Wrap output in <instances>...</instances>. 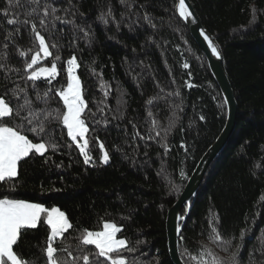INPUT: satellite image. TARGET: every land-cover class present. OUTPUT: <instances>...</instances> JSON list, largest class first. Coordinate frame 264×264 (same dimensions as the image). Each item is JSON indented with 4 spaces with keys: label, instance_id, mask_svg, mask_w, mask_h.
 I'll list each match as a JSON object with an SVG mask.
<instances>
[{
    "label": "trees",
    "instance_id": "obj_1",
    "mask_svg": "<svg viewBox=\"0 0 264 264\" xmlns=\"http://www.w3.org/2000/svg\"><path fill=\"white\" fill-rule=\"evenodd\" d=\"M190 1L220 49L238 115L233 135L192 203L182 227L179 254L184 264H195L190 257L203 247L226 264L228 252L223 245L207 238L215 222L225 237H238L251 229L241 253V264H247L250 253L261 259L253 249L264 232V0ZM66 2L56 6L64 7ZM76 2L84 13L82 21L91 25L94 36L90 43L81 39L75 46L59 39L62 47H50L53 55L35 66L50 67L59 55L57 77L51 85L44 80L36 83L41 92L66 87L67 60L77 58V76L87 102L83 118L89 128L88 151L95 164H84L62 123H53L50 130L58 149L53 152L49 146L43 156L32 154L22 161L15 191H0V199L21 198L46 210L63 211L72 228L58 239L57 246L62 239L69 250H75L83 230L101 231L104 223L112 222L122 228L119 238L143 241L134 256L124 254L129 259L138 258L141 264H173L167 247V214L226 125L223 96L206 57L176 14V0H137L133 11L144 5L156 27L141 19L134 31L126 24L117 30L115 24L105 26L97 20L101 6L109 2L119 19L126 11L119 0ZM6 3L0 0V10ZM7 18H12L11 13L4 17L0 11V22ZM77 20L81 22V18ZM42 34L49 45L56 42ZM4 35L0 29V40ZM15 39L21 49H32L30 55L38 50L29 28L21 29ZM10 52V63L21 71L0 82V97L14 106L16 101L7 90L14 87L13 81L25 86L21 79L25 58L17 54L15 46ZM30 85L28 82L34 98ZM177 92L179 95H168ZM49 107L64 110L57 95ZM0 122L13 127L20 123L16 118ZM164 126L169 127L166 139H162L163 131L156 135ZM21 131L34 143L40 142L27 127ZM103 151L110 156L106 165L101 162ZM46 219L47 212L19 242L18 251L25 258H36L37 264H44L42 249L50 235ZM87 248L96 251L94 246Z\"/></svg>",
    "mask_w": 264,
    "mask_h": 264
},
{
    "label": "snow or ice",
    "instance_id": "obj_2",
    "mask_svg": "<svg viewBox=\"0 0 264 264\" xmlns=\"http://www.w3.org/2000/svg\"><path fill=\"white\" fill-rule=\"evenodd\" d=\"M63 2L64 0H7L5 8L0 10L4 17H8L10 13L12 16V18H7L6 22H0V29L5 33L3 39L0 40V82L9 81L10 73L19 74L21 71L10 63V49L13 46H15L17 54L25 58L23 61L25 76L21 77L25 81V86L13 81L14 87L7 90L12 93V98L16 104L12 106L4 97H0V121H4L5 118H16L20 122L17 127L0 122V191L5 189L15 191L21 162L29 158L30 155L43 156L49 151V146L53 152L58 149L59 144L50 130V125L53 123H62L67 130V136L73 142H77L78 138L82 140L83 143H77V147L83 155L84 164L92 166L95 164L88 151L89 141L86 134L89 132V128L83 118L87 102L84 98L81 79L76 75V70L80 67L77 58L73 56L67 60L66 87H61L55 92L52 88H46L41 92L36 83L43 79L51 85L52 80L58 75L56 62L61 59L59 55H55L50 67L36 68L35 66L40 63L41 54H43L44 59L53 55L50 47L57 50L62 47L58 42L59 39H67L70 46H75L81 39L90 43L94 36L91 25L82 21L84 13L79 11V4L76 0H67L64 7L56 6ZM119 3L126 9L120 14L119 19H116L114 8L109 2L107 5L101 6L97 20L105 26L113 23L117 30L121 24H126L130 30L134 31L141 19L150 27H156L153 22L154 17L147 12L144 5L140 6L143 15L140 14V10L133 11V6L137 0H119ZM179 7L180 16L188 20L192 13L185 7L184 0H180ZM77 17L81 18V22H78ZM132 17L135 19H131ZM254 19L255 14H253ZM6 25L12 27L9 28ZM37 26L40 30H37ZM23 28H29L35 41H38V50L35 51V54L30 55L32 49H21L16 43L15 37ZM42 32L48 34V39L55 38L56 42L51 45L46 43V37ZM68 33L70 35H67ZM200 34L205 40H209L203 31ZM209 47L213 55L219 59L220 53L210 40ZM184 67H188V65L185 64ZM28 82H31L30 87L35 92L34 98L32 92L29 91ZM53 95L59 96L62 100L64 110L50 109L49 105ZM168 95H179V93H169ZM148 103L151 104V100ZM151 115L152 113L149 112V116ZM24 127L34 133L40 142L34 143L29 139L21 131ZM133 127L135 128V125ZM161 131L164 134L162 139H166L169 127L164 126L161 130H157L156 135L160 136ZM181 146L183 147V145ZM101 148L103 149V145ZM109 159L108 151H104L101 162L108 164ZM46 211V224L50 229V235L47 237L46 247L42 249L45 256L44 264H78L81 260L83 264H105V262L107 264H141L138 258L129 259L124 254L134 256L138 251L137 245L143 241L138 240L134 243L127 237L118 238V233L122 232V228L112 222L104 223L101 231L83 230L75 250H69L62 239L59 240V246H57L58 238H63L64 234L72 228L69 218L58 208L46 210L39 203L29 202L21 198L0 199V264H37L36 258H25L18 251L19 242L26 234V230L35 229L38 226L41 214ZM250 231L251 229L246 228L238 237H225L220 232L218 225L213 222L207 238L214 243L223 245L228 252L226 264H241L245 238ZM177 233L179 236V225H177ZM180 239L182 240L183 237L180 236ZM258 240L259 246L254 248L253 252L258 251L261 259L257 260L250 253L247 264H264V232L261 233ZM87 246H94L96 251L92 252ZM92 257H96V259H92ZM99 258H103V260L101 261ZM190 259L195 261V264H225L215 253L203 247L197 256H191ZM157 264H159L158 261Z\"/></svg>",
    "mask_w": 264,
    "mask_h": 264
},
{
    "label": "water",
    "instance_id": "obj_3",
    "mask_svg": "<svg viewBox=\"0 0 264 264\" xmlns=\"http://www.w3.org/2000/svg\"><path fill=\"white\" fill-rule=\"evenodd\" d=\"M185 7L192 13V16L188 20H185L180 16V0H176V14L180 20L187 27L191 37L196 42L200 50L206 57L209 69L212 76L217 83L221 94L223 96L226 108H227V119L226 125L224 126L219 137L213 143V145L204 154L201 160L198 162L195 170L188 179L182 193L180 194L176 203L168 211L166 219V234H167V247L170 255V259L173 264H184L180 258L179 254V239L182 232V227L190 213L192 208V203L195 200L197 193L206 177L211 165L214 161L221 155L224 151L226 145L228 144L231 136L233 135L236 128V121L238 115V104L232 89L231 83L228 79L226 71L223 66V57L220 49L210 33L201 23L199 17L197 16L193 5L190 0H184ZM201 31L209 37L211 44L217 48L220 53V58L218 59L213 55L211 48L209 47V40H205L200 34ZM227 101V103H226ZM184 210H187L184 215ZM181 217H183L181 219ZM177 225L180 226V233L178 236Z\"/></svg>",
    "mask_w": 264,
    "mask_h": 264
},
{
    "label": "rangeland",
    "instance_id": "obj_4",
    "mask_svg": "<svg viewBox=\"0 0 264 264\" xmlns=\"http://www.w3.org/2000/svg\"><path fill=\"white\" fill-rule=\"evenodd\" d=\"M41 56H42V59H41V61H40V63L42 62V61H44L45 59L43 58V54H41ZM39 64V63H38ZM39 68V67H38ZM78 70V69H77ZM77 70H76V75H77ZM57 77V76H56ZM55 77V78H56ZM43 80V79H42ZM54 80V79H53ZM86 137H87V134H86ZM70 138V137H69ZM71 139V138H70ZM76 146H77V143H83V141L82 140H79V138H78V141L77 142H73ZM78 148V147H77ZM79 149V148H78ZM103 153H104V151H103ZM82 155V154H81ZM83 156V155H82ZM103 156V155H102ZM103 164V163H102ZM104 165H106V164H104ZM47 212V211H46ZM43 215V213L41 214V216ZM47 220V219H46ZM103 230V229H102ZM119 234V233H118ZM119 238V237H118ZM58 239H60V238H58Z\"/></svg>",
    "mask_w": 264,
    "mask_h": 264
}]
</instances>
